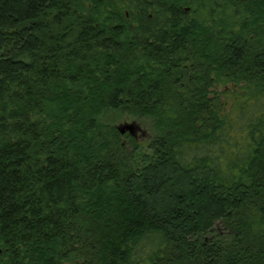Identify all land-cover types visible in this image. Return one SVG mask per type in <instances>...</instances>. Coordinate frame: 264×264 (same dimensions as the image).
I'll list each match as a JSON object with an SVG mask.
<instances>
[{"label": "trees", "instance_id": "16d2710c", "mask_svg": "<svg viewBox=\"0 0 264 264\" xmlns=\"http://www.w3.org/2000/svg\"><path fill=\"white\" fill-rule=\"evenodd\" d=\"M0 264H264V0H0Z\"/></svg>", "mask_w": 264, "mask_h": 264}, {"label": "water", "instance_id": "95a60500", "mask_svg": "<svg viewBox=\"0 0 264 264\" xmlns=\"http://www.w3.org/2000/svg\"><path fill=\"white\" fill-rule=\"evenodd\" d=\"M116 128L120 133L128 132L132 136H137V131L144 133L138 122L135 120L130 122L123 121L122 123L116 124Z\"/></svg>", "mask_w": 264, "mask_h": 264}, {"label": "rangeland", "instance_id": "374dc122", "mask_svg": "<svg viewBox=\"0 0 264 264\" xmlns=\"http://www.w3.org/2000/svg\"><path fill=\"white\" fill-rule=\"evenodd\" d=\"M226 100H227V102H232L230 97H228V99H226ZM133 120L137 121L136 119H133ZM133 120L122 117L121 119H118L115 122H116V124H119V123H122L123 121L130 122V121H133ZM137 122L140 125L141 129L144 131V133H142L140 131H137L136 132L137 133V138H139V140L144 141L148 137V132L146 131V127L143 124H141L140 121H137Z\"/></svg>", "mask_w": 264, "mask_h": 264}]
</instances>
